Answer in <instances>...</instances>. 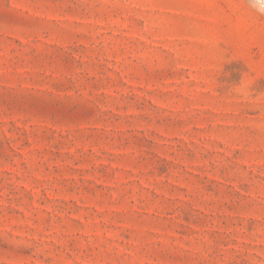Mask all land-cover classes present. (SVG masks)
Masks as SVG:
<instances>
[{"label": "rangeland", "instance_id": "1", "mask_svg": "<svg viewBox=\"0 0 264 264\" xmlns=\"http://www.w3.org/2000/svg\"><path fill=\"white\" fill-rule=\"evenodd\" d=\"M0 264H264V17L0 0Z\"/></svg>", "mask_w": 264, "mask_h": 264}, {"label": "clouds", "instance_id": "2", "mask_svg": "<svg viewBox=\"0 0 264 264\" xmlns=\"http://www.w3.org/2000/svg\"><path fill=\"white\" fill-rule=\"evenodd\" d=\"M246 2L258 16L264 17V0H246Z\"/></svg>", "mask_w": 264, "mask_h": 264}]
</instances>
